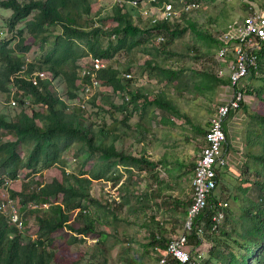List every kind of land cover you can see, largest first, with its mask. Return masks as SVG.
Instances as JSON below:
<instances>
[{
	"label": "trees",
	"instance_id": "trees-1",
	"mask_svg": "<svg viewBox=\"0 0 264 264\" xmlns=\"http://www.w3.org/2000/svg\"><path fill=\"white\" fill-rule=\"evenodd\" d=\"M157 1L161 4L169 0ZM140 2L141 0L138 7L129 5V9L126 3L113 2L110 9L101 14L102 8L90 0H0L1 8L11 10L7 19L8 30L14 32L17 24L23 21L26 34L32 38V42L38 43L41 49L44 48L37 58L25 62L23 57L29 50V45L24 43L23 30L18 29L12 38L0 39V91L7 94V101L12 94L20 108L13 116L7 110L0 112V133L5 131L14 137L7 140L0 138V188L7 181L17 179L21 170L26 171L27 178H31V175L55 165L61 169L60 179L54 177L47 183L35 182L34 187L29 188V182L32 181L30 179L19 191L9 188L10 196L20 205L21 213L28 211L37 228L33 237L28 236L10 226L6 216L0 212V264H79L82 254L67 257L62 248H59L55 233L64 229L72 233L64 246L65 250L71 243L79 240L74 233L83 238L94 233L97 221L89 210V204L94 202L90 195L91 182L110 178L117 181L118 164L130 172L131 167L150 169L154 163L143 154L130 155L121 148H116L115 134L110 133L107 126L103 123L97 127L92 126V123L85 125V110L78 105L69 106L62 99L65 94L70 102L78 99L79 102L93 104L96 92L86 100L77 83L81 79L87 81V77L81 72L79 60L91 56L106 61L105 67L95 72L98 84L110 88L114 94H128V102L120 103L121 109L127 103L135 105L142 98L139 107L137 104L140 119H143L142 114L147 107L177 114L176 105L162 92L150 97L139 91H131L130 75L124 76L129 73L121 74L117 67L108 65L109 60L120 51L128 54L151 38L154 40L155 37H160L161 40H157V43L163 46L164 51L168 42L187 29L180 21L163 19L152 23L148 19L144 22L137 12ZM187 22L189 27L193 26L190 21ZM14 39H17L15 43ZM212 40L217 49L221 42L216 38ZM144 63L162 79L176 78V72L164 74L168 69H164L155 60H146ZM23 64L25 67L22 69ZM124 68L128 70V66ZM36 70L48 73V77L39 80V88L30 81V76ZM263 74L264 46L259 53L257 70H252L251 82L246 85L245 102L239 108L243 112L247 111L251 117L244 136L247 146L245 154L251 156L253 162L242 163L239 185L234 186V193L230 196L237 207L225 209L224 219L217 229L221 236L208 239L211 242L208 257L201 264H264V111H250L246 105V98L249 96L255 94L258 99L263 96ZM57 77L65 84L62 93L56 82ZM213 78L216 79L214 75ZM258 79L262 80V84L255 88L251 83ZM217 81L229 84L227 76L219 77ZM13 88L14 93L11 91ZM233 114L234 111H230L229 116ZM139 124L140 121L137 125ZM224 125L227 133L226 147L229 149L231 146L226 123ZM208 126L209 123L205 127L198 126L196 130L203 134V142ZM74 144L79 147L73 153L75 160L79 157V168L76 172H69L64 166L70 159L64 153ZM24 147L27 149L26 156L21 154ZM89 158L92 159V164L89 169H84ZM195 160L189 162L192 171ZM180 164L184 166V163ZM225 169L216 173V188L208 198V207L199 219L204 221L205 240L207 236L214 234L210 230L209 216L217 209V200L226 201L215 192ZM155 180L158 185L163 184L161 180ZM166 187L168 186L165 185ZM252 191L255 195L250 194ZM152 194L151 192L150 195ZM30 203H48L49 207L31 208ZM174 203V206L183 205L184 215L191 199L188 202L175 199ZM151 239L152 244L157 245L160 251H163L168 240L153 234ZM101 242L102 239H99L97 244ZM195 244L198 245L199 240L195 239ZM167 264L178 263L169 259Z\"/></svg>",
	"mask_w": 264,
	"mask_h": 264
},
{
	"label": "rangeland",
	"instance_id": "rangeland-1",
	"mask_svg": "<svg viewBox=\"0 0 264 264\" xmlns=\"http://www.w3.org/2000/svg\"><path fill=\"white\" fill-rule=\"evenodd\" d=\"M90 1L102 8L101 14H105L113 3V0ZM171 1L178 7L177 0ZM197 1L200 3L198 10L182 14L178 20H174L180 21L187 29L168 42L164 51L163 46L157 43L160 37H155L128 54L120 51L108 62V65L117 67L121 74L129 73V90L139 91L150 97L162 92L176 105L177 114L147 107L142 114L143 119H140L141 114L134 111V105L127 103L125 108L119 107L122 101L128 102V94H114L110 88L102 85L94 91L96 94L93 104L84 102L87 117L85 125L92 123V126L97 127L103 123L115 134L116 148H121L130 155L143 154L154 163L150 169L131 167L130 172L118 164L117 181L110 178L107 182L95 181V186L94 183L91 184L90 195L94 202L89 204V210L97 221L94 233L85 238L74 233L79 240L71 243L67 250L64 246L72 233L67 229L55 233L59 248H62L67 257L82 254L79 264H157V256L162 252L157 245L152 244L151 234L168 239L181 229L183 205L174 206V200L188 202L191 199L192 166L189 162L195 160L203 143V134L196 130L198 126L208 125L213 108L226 101L229 95L226 85L219 83V77L215 76L218 63L214 57L216 49L212 39L236 20L240 21L247 13L244 0ZM148 4L149 1L144 0L137 10L144 22H147L146 17L152 13L149 12V7L143 9ZM126 7L129 9L130 6L127 4ZM10 14V9L0 7V39L12 38L18 29L23 30L24 43L29 45V50L23 57L24 61L37 58L44 48L41 49L38 43L32 42V38L26 34L23 21L17 24L14 32L9 31L7 19ZM30 17L31 15L28 16ZM187 21L193 26L189 27ZM16 40L14 39L13 43ZM86 59L87 56L79 60V65L84 64ZM146 60H155L164 69H168L164 74L176 72V78H160L145 65ZM126 66L127 71L124 68ZM56 82L62 93L65 90L64 81L57 77ZM261 84L262 80L259 79L251 83L255 88ZM11 91L15 92V88ZM64 95L63 98L66 97ZM6 99L7 94L0 91V112L7 110V113L13 116L20 108L18 105L10 107V101ZM141 100L142 98L137 101L138 107ZM246 105L250 111H264V94L261 99L255 94L249 96L246 98ZM26 111L29 113L28 109ZM128 111H131L130 118H124ZM240 111L227 119L228 140L231 146L229 163L215 191L226 199L228 207L235 209L237 204L233 203L230 196L234 193V186L239 185L242 163L253 162V158L245 154L247 146L244 136L245 127L251 117L247 111H244V114L242 109ZM136 120L140 121L139 125L135 123ZM0 138L14 139L13 135L5 131L0 133ZM251 148L255 149L253 146ZM78 149L74 144L65 151L64 156L71 159ZM26 153L27 149L22 148L21 154L26 156ZM91 158L83 166L84 169L90 168ZM78 161L77 156L75 161L64 167L69 172H76L79 168ZM180 163H184V166ZM30 177L27 178L26 171L21 170L17 179L7 181L6 185L0 188V200L10 195L9 188L19 191L30 179L32 181L29 182V188H33L35 182L47 183L54 177L60 179L61 169L55 165ZM155 178L163 184L158 185ZM165 185L168 187L165 188ZM252 192L250 194H254ZM22 215L23 233L33 237L37 228L35 220L28 211L22 212ZM217 232L207 236L206 240L209 242L208 239L221 236ZM101 233L105 235L104 238ZM99 239H102V242L97 244ZM195 239L194 235L190 236L189 244H194ZM209 246L211 242L208 243Z\"/></svg>",
	"mask_w": 264,
	"mask_h": 264
},
{
	"label": "built area",
	"instance_id": "built-area-1",
	"mask_svg": "<svg viewBox=\"0 0 264 264\" xmlns=\"http://www.w3.org/2000/svg\"><path fill=\"white\" fill-rule=\"evenodd\" d=\"M150 19L152 23L158 20H178L182 14H189L199 9L200 3L197 0H177L178 7L171 0L161 4L157 0H148ZM247 6L246 15L240 20L232 23L228 28L219 32L216 39L221 45L215 51V60L218 63L216 74L218 77L229 78L226 90L229 92L227 100L217 104L210 116L209 126L204 134V142L200 145V150L196 156L193 175L191 179V203L184 214L180 231L168 239L157 264H167L171 259L178 264H201L208 257V243L205 239L204 221L199 220L205 209L208 207V198L213 195L216 188V173L226 168L229 163V149L227 146V133L224 124L227 123L230 111L238 112L245 102V88L249 83L252 70H257L259 53L264 46V0H244ZM113 2L138 7L139 0H113ZM144 0H141L142 5ZM139 5V6H140ZM153 9V10H151ZM141 16V15H140ZM142 17V16H141ZM161 39V38H160ZM159 39V40H160ZM106 61L87 56L84 64L81 63V72L87 77V81L78 80L81 94L84 99L91 96L99 89L95 72L104 68ZM25 64L22 65V69ZM129 77V74H124ZM48 77V73L43 70H36L30 76L32 84L40 86L39 80ZM14 93V92H12ZM62 99L70 105H78L85 108L84 103L79 100L68 101L67 97ZM10 107L18 105L17 100L9 99ZM68 110V109H66ZM75 161L71 157L70 162ZM66 171L68 169L66 168ZM215 205H213L214 207ZM31 208L49 207L48 203L33 204ZM217 209L209 216L211 222V232H217L218 225L222 223L225 216V209L228 202L217 200ZM0 212L3 213L10 226L19 231L24 230L23 215L20 205L15 198L10 195L0 200ZM194 235L199 244H189V237ZM206 246V250L204 249Z\"/></svg>",
	"mask_w": 264,
	"mask_h": 264
},
{
	"label": "crops",
	"instance_id": "crops-1",
	"mask_svg": "<svg viewBox=\"0 0 264 264\" xmlns=\"http://www.w3.org/2000/svg\"><path fill=\"white\" fill-rule=\"evenodd\" d=\"M134 92H136V91H134ZM134 106H135L134 111L136 112V111H137V103H136ZM238 112H241V111L239 110ZM242 113L244 114V112H242ZM125 116H126L127 118H128V117L130 118V116H131V111H128L127 113H125ZM208 121H209V119H208ZM138 122H139V121H138ZM138 122H137V120H136L135 123L137 124ZM110 132H112V131H110ZM91 163H92V162H91ZM226 170H227V169H225L224 172H225ZM192 172H193V171H192ZM95 181H98V180H93V181L91 182V184L94 183V186H95L96 183H97V182L95 183ZM105 182H107V180H105ZM90 190H91V189H90ZM104 237H105V235L102 234V238H104ZM171 237H172V236H171ZM171 237H169L168 239H170ZM167 241H168V240H167ZM207 244H208V243H206V246H207ZM206 246H205V248H204L205 250H206ZM160 252H162V251H160ZM160 256H161V255H160ZM157 258H159V256H157Z\"/></svg>",
	"mask_w": 264,
	"mask_h": 264
}]
</instances>
